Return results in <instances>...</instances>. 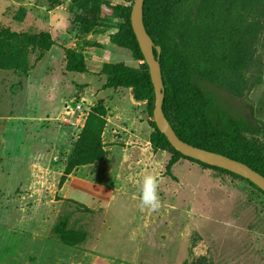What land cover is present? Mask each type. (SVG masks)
<instances>
[{
    "label": "rangeland",
    "instance_id": "374dc122",
    "mask_svg": "<svg viewBox=\"0 0 264 264\" xmlns=\"http://www.w3.org/2000/svg\"><path fill=\"white\" fill-rule=\"evenodd\" d=\"M82 1L0 0V30L44 32L59 44L0 37V264H264V213L251 203L262 194L185 158L168 173L171 153L149 141L148 101L106 88L100 73L107 62L142 63L116 45L122 22ZM103 1L127 9L135 0ZM88 18L97 27L80 36ZM177 40L237 98L253 101L251 89L264 84V0H195ZM67 48L83 52L89 73L67 70ZM85 128L96 131L104 156L70 165ZM262 135L243 133L264 155ZM149 174L156 209L141 204Z\"/></svg>",
    "mask_w": 264,
    "mask_h": 264
},
{
    "label": "trees",
    "instance_id": "16d2710c",
    "mask_svg": "<svg viewBox=\"0 0 264 264\" xmlns=\"http://www.w3.org/2000/svg\"><path fill=\"white\" fill-rule=\"evenodd\" d=\"M193 2L195 0H145L144 2L145 29L162 49L159 60L165 86L164 113L182 140L242 161L264 175L263 153L243 136V133L248 132L254 135L261 131L264 133V121L255 115L254 102L237 98L236 94L224 84L189 61L186 50L177 40V28L186 9ZM82 3L86 6L92 5L97 10L105 5L119 16L122 26L116 37V45L128 49L133 58L142 62L138 68L122 61L105 63L100 71L107 77L105 87L131 89L135 100L148 101L150 112L153 115L155 92L149 67L131 25L132 6L125 9L121 6H111L103 0H83ZM96 27V22L92 18H88L83 21L77 32L82 36L92 33ZM3 35L9 37L11 41L42 42L46 46L59 45L50 34L44 32L31 36L26 33L17 34L0 30V37ZM67 51L69 55L68 71L90 72L87 58L83 52L71 48H67ZM204 55L209 56L207 52ZM223 95L242 103L245 111L243 113L231 112L230 108L221 100ZM153 125L154 130L149 140L152 149L171 153V158L167 163L168 173L172 174V167L180 158H185L244 180L254 186L264 197V191L250 180L229 170L183 155L171 145L155 122ZM262 137L264 141V135ZM104 147L96 131L85 128L81 145L79 148H75L70 155L69 164L101 160L105 153ZM251 203L256 212L264 213L263 200L254 199ZM86 210L90 214L95 212L91 208H86ZM80 243L73 242L72 244L79 245Z\"/></svg>",
    "mask_w": 264,
    "mask_h": 264
},
{
    "label": "water",
    "instance_id": "95a60500",
    "mask_svg": "<svg viewBox=\"0 0 264 264\" xmlns=\"http://www.w3.org/2000/svg\"><path fill=\"white\" fill-rule=\"evenodd\" d=\"M145 0H135L131 10V25L136 35L140 49L144 55L155 92L153 109L154 122L158 129L165 134L171 145L183 155L236 173L254 183L264 191V175L248 164L231 158L225 154L192 145L182 140L174 130L163 110L165 86L160 63L161 46L147 33L143 21Z\"/></svg>",
    "mask_w": 264,
    "mask_h": 264
},
{
    "label": "clouds",
    "instance_id": "9594fccd",
    "mask_svg": "<svg viewBox=\"0 0 264 264\" xmlns=\"http://www.w3.org/2000/svg\"><path fill=\"white\" fill-rule=\"evenodd\" d=\"M142 206L156 209L160 205L157 178L151 174L144 176L141 187Z\"/></svg>",
    "mask_w": 264,
    "mask_h": 264
},
{
    "label": "crops",
    "instance_id": "0c3cea01",
    "mask_svg": "<svg viewBox=\"0 0 264 264\" xmlns=\"http://www.w3.org/2000/svg\"><path fill=\"white\" fill-rule=\"evenodd\" d=\"M250 97L252 98L254 105H255V115L259 119L264 121V84L254 86L251 89ZM107 119L109 122H111V123L113 122L112 117L108 116ZM73 180H75V179L68 180L66 183L67 185H65V188L68 187V184ZM65 194L69 195L68 193H65Z\"/></svg>",
    "mask_w": 264,
    "mask_h": 264
},
{
    "label": "built area",
    "instance_id": "2783aa9c",
    "mask_svg": "<svg viewBox=\"0 0 264 264\" xmlns=\"http://www.w3.org/2000/svg\"><path fill=\"white\" fill-rule=\"evenodd\" d=\"M83 108V103H77L75 106V109H82Z\"/></svg>",
    "mask_w": 264,
    "mask_h": 264
}]
</instances>
